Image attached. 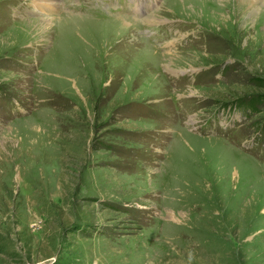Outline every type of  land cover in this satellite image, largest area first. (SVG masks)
Listing matches in <instances>:
<instances>
[{"label": "rangeland", "instance_id": "1", "mask_svg": "<svg viewBox=\"0 0 264 264\" xmlns=\"http://www.w3.org/2000/svg\"><path fill=\"white\" fill-rule=\"evenodd\" d=\"M44 5L0 0V264H264V0Z\"/></svg>", "mask_w": 264, "mask_h": 264}, {"label": "bare ground", "instance_id": "2", "mask_svg": "<svg viewBox=\"0 0 264 264\" xmlns=\"http://www.w3.org/2000/svg\"><path fill=\"white\" fill-rule=\"evenodd\" d=\"M41 1H43V3L46 5V4H49L50 6L49 7H47V6H45V8H47V9H49L51 6L52 7H55V0L54 1H52V0H41ZM57 4V3H56ZM41 5V4H40ZM34 21H41V22H43V23H45V24H47L48 26L51 24V21L49 20V19H46V18H41V19H37V20H34ZM47 28V27H46Z\"/></svg>", "mask_w": 264, "mask_h": 264}]
</instances>
